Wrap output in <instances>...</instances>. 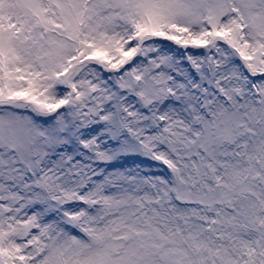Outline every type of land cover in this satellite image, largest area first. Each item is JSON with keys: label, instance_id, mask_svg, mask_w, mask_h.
<instances>
[{"label": "snow or ice", "instance_id": "1", "mask_svg": "<svg viewBox=\"0 0 264 264\" xmlns=\"http://www.w3.org/2000/svg\"><path fill=\"white\" fill-rule=\"evenodd\" d=\"M0 264H264V0H0Z\"/></svg>", "mask_w": 264, "mask_h": 264}]
</instances>
